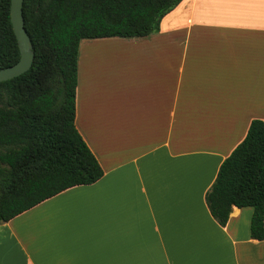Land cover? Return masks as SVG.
Listing matches in <instances>:
<instances>
[{
	"label": "crops",
	"instance_id": "0c3cea01",
	"mask_svg": "<svg viewBox=\"0 0 264 264\" xmlns=\"http://www.w3.org/2000/svg\"><path fill=\"white\" fill-rule=\"evenodd\" d=\"M74 126L103 171L0 225V264H264L253 209L205 202L264 124V0H182L148 36L82 38Z\"/></svg>",
	"mask_w": 264,
	"mask_h": 264
},
{
	"label": "trees",
	"instance_id": "16d2710c",
	"mask_svg": "<svg viewBox=\"0 0 264 264\" xmlns=\"http://www.w3.org/2000/svg\"><path fill=\"white\" fill-rule=\"evenodd\" d=\"M181 1L24 0L34 60L27 73L0 83V225L103 177L74 126L79 40L154 34ZM19 58L10 0H0V69ZM205 202L220 226L232 207H251V238L264 241V124H251L244 142L220 167Z\"/></svg>",
	"mask_w": 264,
	"mask_h": 264
},
{
	"label": "water",
	"instance_id": "95a60500",
	"mask_svg": "<svg viewBox=\"0 0 264 264\" xmlns=\"http://www.w3.org/2000/svg\"><path fill=\"white\" fill-rule=\"evenodd\" d=\"M24 0H10V22L17 41L20 58L13 66L0 69V83L11 81L27 73L33 63L34 53L23 18Z\"/></svg>",
	"mask_w": 264,
	"mask_h": 264
}]
</instances>
